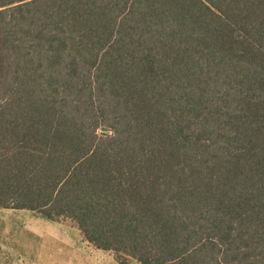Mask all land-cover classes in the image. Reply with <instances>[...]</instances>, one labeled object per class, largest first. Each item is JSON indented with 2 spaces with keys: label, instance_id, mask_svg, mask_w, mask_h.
<instances>
[{
  "label": "trees",
  "instance_id": "trees-1",
  "mask_svg": "<svg viewBox=\"0 0 264 264\" xmlns=\"http://www.w3.org/2000/svg\"><path fill=\"white\" fill-rule=\"evenodd\" d=\"M0 208L264 264V0H0Z\"/></svg>",
  "mask_w": 264,
  "mask_h": 264
},
{
  "label": "rangeland",
  "instance_id": "rangeland-1",
  "mask_svg": "<svg viewBox=\"0 0 264 264\" xmlns=\"http://www.w3.org/2000/svg\"><path fill=\"white\" fill-rule=\"evenodd\" d=\"M0 264L119 263L112 252L88 243L70 218L48 220L27 209L0 208Z\"/></svg>",
  "mask_w": 264,
  "mask_h": 264
}]
</instances>
